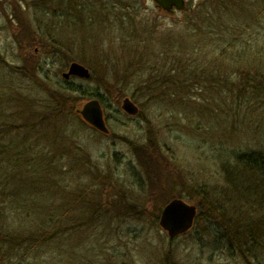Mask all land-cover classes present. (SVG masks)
Masks as SVG:
<instances>
[{
	"label": "rangeland",
	"instance_id": "obj_1",
	"mask_svg": "<svg viewBox=\"0 0 264 264\" xmlns=\"http://www.w3.org/2000/svg\"><path fill=\"white\" fill-rule=\"evenodd\" d=\"M203 1L186 0V11L171 15L159 11L154 0H0V109L12 115L14 126L22 130L11 136L29 139L27 144L37 140L31 147L39 146L33 154L68 173L70 191L98 213L91 218L85 209L82 219L81 206L74 205L72 226L81 224L87 231L28 253L25 264H264L250 253L244 256L232 251L221 236L223 224L230 227L229 220L244 216L237 208L244 203L243 190L224 179L222 170L228 165L232 168L226 153L237 147L263 149L264 123L259 118L249 123L246 111H237L228 91L220 94L213 86L205 90L197 81L171 94L177 101L170 104L132 96L135 80L138 84L137 80H148L150 74L162 73L157 67L160 63L169 66L173 58H187L179 52L183 38L191 35L184 20ZM206 23L213 35L216 28L210 21ZM190 41L199 43L198 38ZM213 43L193 47L201 63L219 57V42ZM74 61L86 66L93 80L71 76L65 82L62 73ZM16 66L27 67L28 75H37L42 85L30 83L23 73L20 76ZM56 80L76 90H60ZM96 91L105 101L108 134L75 124L70 113L62 120L45 117L50 112L45 107L52 104L47 95L66 103L65 111H69L73 104L81 102L79 108L90 100L86 97L92 98ZM86 92L92 95L86 96ZM233 94L238 95L237 91ZM221 95L228 96L230 106L221 102ZM126 96L139 106L137 115L130 116L121 108ZM178 102L188 105H174ZM69 131L72 141L66 138ZM150 137L162 159L157 163L160 167L148 171L132 143H147ZM57 153L63 155L57 157L58 162ZM22 169L16 171V177L27 182L30 173ZM13 174L0 173L5 193L0 192V203L9 202ZM54 175L57 186L54 183L53 187L57 188L46 191L48 195L43 194L39 181L34 187L28 183L20 187L19 199L36 220L49 207V200L59 204L64 198L58 188L60 175ZM27 192L33 194L31 201L25 200ZM170 197L198 205V212L203 213L192 231L175 238L159 225L162 209L174 199ZM253 200L244 210L257 226L264 216V198ZM11 208L3 210L4 218L12 220ZM6 221H0V233L6 232L5 225L10 224ZM19 260L13 256L9 264Z\"/></svg>",
	"mask_w": 264,
	"mask_h": 264
},
{
	"label": "trees",
	"instance_id": "obj_2",
	"mask_svg": "<svg viewBox=\"0 0 264 264\" xmlns=\"http://www.w3.org/2000/svg\"><path fill=\"white\" fill-rule=\"evenodd\" d=\"M189 13L190 14H187L184 21L187 28L190 29L191 35H189V37L186 35V38H183L181 49H179V52H184L187 58H183L184 56H182L177 59V61L173 58L172 61L174 63L171 62V65L173 64V67L170 68L171 70L167 69V67H171V65L167 66L166 62L165 64L160 63L157 67L162 68V73L156 75L150 74L148 80H137L138 84L134 79L135 82H133L132 85H135V92H133L132 96L137 100H139L138 98L141 96H144L154 104H170L172 101H177L171 98V94H176L177 91L180 90L182 91L187 83L197 81L205 85V90L213 86L219 89L218 92L220 94L222 91H228L230 95L234 97V102L236 101V107L239 109L237 111H246L249 123H251V121L255 122L253 118H259L260 122L263 124L264 0H204ZM206 21H210V25L216 28V31H213V35L212 32L209 31L210 27L206 25ZM246 34L247 37L244 39ZM200 36L202 37L200 38ZM191 38L193 40L198 38L200 44L190 41ZM214 41H218L221 47L219 57L209 61H203L202 59L205 64L203 62L201 63V61L198 60L200 57H196L199 53H194L193 47L198 44L200 46H209L210 44H214ZM182 49L184 51H182ZM215 49H218V47ZM171 52H174V50L172 49ZM165 61H167V59H165ZM14 68L16 73H19L20 76H22L21 74L23 73V76H25L30 83H36L39 86L42 85L39 77L35 78L37 75L34 73H32L33 75H28L27 67L16 66ZM173 69L175 70L174 72ZM39 72L41 74L42 71ZM93 78L94 76L91 74L89 79L93 80ZM163 78L165 80L162 82ZM64 81L68 82L65 79ZM56 83L61 84L60 90L70 92L76 90L72 85H62L58 80H56ZM131 83L132 82H130V84ZM16 90L17 93L20 94L18 89ZM236 91L238 95L233 94L236 93ZM85 94L86 96L92 95L88 92ZM137 94L139 95L137 96ZM47 96L50 98L52 104L49 107H45L46 112L50 111L45 113V117L48 116L55 120H62L64 116L70 113L75 120H72L75 124L79 126L81 124L83 126L88 125L91 127L77 113L78 105H80L81 102L78 104L76 103V105L73 104L69 111H65L66 103L58 98ZM221 96V102L230 106V103H226V99H229L228 96L227 98L223 97V95ZM86 98H100L103 107L105 105L104 98L100 96L99 91H96L92 95V98ZM205 100L206 98L204 99V103ZM184 101L188 102L187 100ZM174 105L186 107L188 104L178 102ZM11 116L12 115H8L7 112L0 109V173L9 174L10 172H14L11 177L14 185L12 191L8 195L9 202L0 203V221L4 222L8 220L6 222L10 223H6L5 225L6 232L0 233V264H9V262H11L9 260H12L13 256H18L20 258L19 262L16 264H25V257H27L28 253H32L34 250L38 251L40 247L45 245H50V247H52V244L55 243L54 246H56L60 242L69 241L72 235L78 231L82 233L87 231L86 229L88 227L84 230V226H81V224L72 226V210L77 209L74 205H77L78 208L80 205L81 208H79V210L83 212L87 209L86 213H89L91 218H94L95 214L97 217L98 213L95 211V207H91V204L86 205L82 200L80 202V198L76 197V195L70 191L69 188L72 185L70 179L72 177L68 176V173H64L57 167L55 168L52 164L54 162L47 161L45 158H40L38 153L33 154L37 152V148L39 147L35 146L31 148L35 143L38 144L37 140L33 144H27V142L30 141L29 139H23V137L22 139L15 140V138L11 136L15 134L14 131L18 132L15 135L22 131L17 130L19 129L18 125L14 126L16 120H11ZM34 123L36 124L37 120ZM39 123L42 125V120H40ZM22 128L27 129L26 126H22ZM67 136L66 138L72 141V132L69 131ZM132 146L135 153L137 152L136 154L139 157V161L148 171L152 166L156 167V169L160 167V164L158 165L157 163L160 162L162 157L160 156L161 153L156 149V141H154V138L150 137L147 143L144 142L143 144L133 142ZM226 154L228 156L227 160L232 164V168H229L228 165L222 170L225 173L224 179L235 186L234 188L238 187L243 190L242 194L244 193V196H242V198L244 203L241 202L242 207L239 205L236 206L242 210L241 213L244 216L236 218L237 220H229L228 222L231 224L230 227L223 224L221 227L223 232L221 236L227 240V245L232 251L233 249L235 251L238 250L239 253L242 252L244 256L250 253L258 263H264V216L263 219H261L262 221H259L256 226L253 222H250V214L244 210L245 204H252L254 202L253 199H258L261 196L264 198V147L259 150H252L251 147L247 149L237 147V149L235 148L227 151ZM60 155L61 157L63 156L61 153L54 154V158L57 162L59 161L57 157ZM19 168L26 169V172L30 173V175H28L30 180L25 182V180L23 181L16 177L15 173ZM54 174L60 175V184L58 188L63 192L62 196L64 198H61L59 204L53 203L54 200H49V207L47 206L44 208L41 219L36 220V217L32 216V212L25 208L22 200L19 199V195L22 193L20 187L26 183L30 184V187H34L36 182L39 181L42 185L41 189L43 192L45 191L43 194L48 195L46 191L57 188L53 187L56 181V176ZM17 180H19V182ZM43 180L45 182H43ZM2 188L3 186L0 184V192L4 193V189ZM36 191L37 190H35V192ZM65 193H70L71 197H66ZM30 194L28 196L29 198L25 199L26 201H31L30 197L33 194ZM179 197H182V195H179ZM172 198L174 197H170L169 200ZM8 206H13V208H11L14 210L11 216L12 220L4 218L3 216V210H8ZM201 214L203 215V213L198 212L196 220L202 218ZM82 215L81 218L84 219L85 212ZM13 218H15L16 221H14ZM156 219H158V216H156ZM85 221H89V219L87 218ZM236 225L238 227H236ZM230 228L231 230H229ZM245 234H248V236H245ZM222 241L224 240L222 239ZM4 250L5 253H2L1 251ZM35 256L36 254L33 255V257ZM70 256L72 258V252ZM38 257L39 254H37L36 259Z\"/></svg>",
	"mask_w": 264,
	"mask_h": 264
},
{
	"label": "water",
	"instance_id": "obj_3",
	"mask_svg": "<svg viewBox=\"0 0 264 264\" xmlns=\"http://www.w3.org/2000/svg\"><path fill=\"white\" fill-rule=\"evenodd\" d=\"M154 2L165 10L175 8L177 11H182L186 8L185 0H154ZM62 75L65 79H69L71 76L88 79L91 73L83 64L72 62L68 70L63 72ZM121 108L132 116L139 113L138 105L130 97H125L122 100ZM77 112L85 122L98 131L106 134L110 132L102 104L98 98L86 101L77 109ZM197 215L198 208L195 204L189 203L182 198H174L162 209L159 225L170 238H175L193 228Z\"/></svg>",
	"mask_w": 264,
	"mask_h": 264
},
{
	"label": "flooded vegetation",
	"instance_id": "obj_4",
	"mask_svg": "<svg viewBox=\"0 0 264 264\" xmlns=\"http://www.w3.org/2000/svg\"><path fill=\"white\" fill-rule=\"evenodd\" d=\"M156 6H157L159 11H163L166 14L175 15L177 12H185V10L184 11H176L175 8H172V9H169V10H164L162 7H160L158 5H156Z\"/></svg>",
	"mask_w": 264,
	"mask_h": 264
}]
</instances>
